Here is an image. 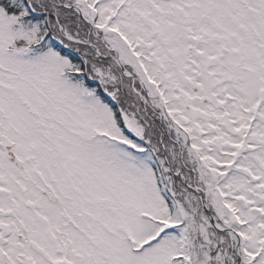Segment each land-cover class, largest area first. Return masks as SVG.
I'll return each instance as SVG.
<instances>
[{"label":"snow or ice","instance_id":"snow-or-ice-1","mask_svg":"<svg viewBox=\"0 0 264 264\" xmlns=\"http://www.w3.org/2000/svg\"><path fill=\"white\" fill-rule=\"evenodd\" d=\"M0 264H264V0H0Z\"/></svg>","mask_w":264,"mask_h":264}]
</instances>
